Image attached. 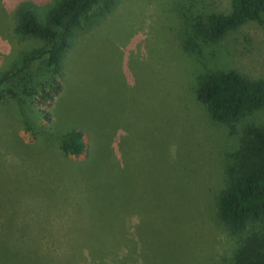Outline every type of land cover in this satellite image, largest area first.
I'll use <instances>...</instances> for the list:
<instances>
[{
  "label": "rangeland",
  "instance_id": "374dc122",
  "mask_svg": "<svg viewBox=\"0 0 264 264\" xmlns=\"http://www.w3.org/2000/svg\"><path fill=\"white\" fill-rule=\"evenodd\" d=\"M60 0H0V264H227L236 236L218 218L229 153L264 108L217 122L198 78L236 71L264 80V28L247 20L219 39L212 16L233 0L96 2L73 28L49 81L39 23ZM83 134L85 152L59 141Z\"/></svg>",
  "mask_w": 264,
  "mask_h": 264
},
{
  "label": "trees",
  "instance_id": "16d2710c",
  "mask_svg": "<svg viewBox=\"0 0 264 264\" xmlns=\"http://www.w3.org/2000/svg\"><path fill=\"white\" fill-rule=\"evenodd\" d=\"M102 2L101 13L113 0H60L41 24L28 7L19 11L17 29L47 43L43 51L52 68L49 81L36 87L37 103L44 104L60 90L55 78L61 57L69 46L73 28L82 14L96 2ZM247 20H256L264 28V0H233L228 14L211 17L209 36L223 34ZM7 74L0 77V85ZM196 98L217 122H231L254 110L264 108V80H248L236 71H216L200 76ZM82 132L71 130L59 141L64 155L79 156L85 152ZM224 186L217 198V216L236 236V246L227 264H264V127L247 124L242 141L229 153L223 169Z\"/></svg>",
  "mask_w": 264,
  "mask_h": 264
}]
</instances>
